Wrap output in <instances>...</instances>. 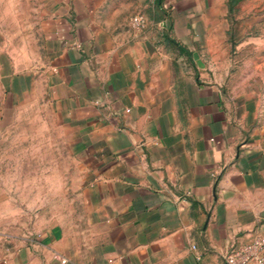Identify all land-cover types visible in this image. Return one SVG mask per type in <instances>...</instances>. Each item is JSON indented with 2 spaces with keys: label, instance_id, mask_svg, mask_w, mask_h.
Returning <instances> with one entry per match:
<instances>
[{
  "label": "crops",
  "instance_id": "crops-1",
  "mask_svg": "<svg viewBox=\"0 0 264 264\" xmlns=\"http://www.w3.org/2000/svg\"><path fill=\"white\" fill-rule=\"evenodd\" d=\"M33 1L44 60L0 34V137L44 96L86 172V230L6 236L0 195V264H223L264 236V98L209 67L226 0H148L130 39L103 28L110 0Z\"/></svg>",
  "mask_w": 264,
  "mask_h": 264
},
{
  "label": "rangeland",
  "instance_id": "rangeland-1",
  "mask_svg": "<svg viewBox=\"0 0 264 264\" xmlns=\"http://www.w3.org/2000/svg\"><path fill=\"white\" fill-rule=\"evenodd\" d=\"M0 3V34L15 47L41 54L42 15L28 0ZM148 0H110L104 6L109 26L103 28L128 39L143 33ZM10 7V8H9ZM143 17V27L133 25ZM218 22L208 33L217 38L211 59V78L232 97L264 98V0H226ZM152 22V21H151ZM35 23H37L35 25ZM150 28H154L152 25ZM86 172L71 138L37 93L23 106L11 128L0 137V195L6 202V236L32 237L56 229L67 238L82 240L86 230L83 193ZM6 219H4V222Z\"/></svg>",
  "mask_w": 264,
  "mask_h": 264
},
{
  "label": "built area",
  "instance_id": "built-area-1",
  "mask_svg": "<svg viewBox=\"0 0 264 264\" xmlns=\"http://www.w3.org/2000/svg\"><path fill=\"white\" fill-rule=\"evenodd\" d=\"M144 24L141 16L133 19L134 26ZM223 264H264V236L256 235L247 244L231 246L224 254Z\"/></svg>",
  "mask_w": 264,
  "mask_h": 264
}]
</instances>
